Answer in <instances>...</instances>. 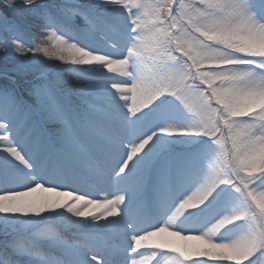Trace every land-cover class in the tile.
Listing matches in <instances>:
<instances>
[{"label": "snow or ice", "instance_id": "obj_1", "mask_svg": "<svg viewBox=\"0 0 264 264\" xmlns=\"http://www.w3.org/2000/svg\"><path fill=\"white\" fill-rule=\"evenodd\" d=\"M163 256L264 264V0H0V264Z\"/></svg>", "mask_w": 264, "mask_h": 264}, {"label": "bare ground", "instance_id": "obj_2", "mask_svg": "<svg viewBox=\"0 0 264 264\" xmlns=\"http://www.w3.org/2000/svg\"><path fill=\"white\" fill-rule=\"evenodd\" d=\"M109 75H113V74L110 73ZM18 190H21V189H18ZM63 190L64 189H61V191H63ZM68 190H70V189H68ZM78 194H83V193H78ZM40 195H48V194L47 193H39V192L33 194V196H40ZM105 196H108V193L107 192L99 191L95 195L91 196L90 198H104ZM108 198H110V196H108ZM172 239H174L177 242H179V238H172ZM165 257L166 256L159 257V264H163Z\"/></svg>", "mask_w": 264, "mask_h": 264}, {"label": "rangeland", "instance_id": "obj_3", "mask_svg": "<svg viewBox=\"0 0 264 264\" xmlns=\"http://www.w3.org/2000/svg\"><path fill=\"white\" fill-rule=\"evenodd\" d=\"M17 4H18V7H19V0H17ZM9 15H12V13L10 12ZM110 198H111V197H110ZM169 259H170V257H167V256H166V257L164 258V262H163V264H168Z\"/></svg>", "mask_w": 264, "mask_h": 264}]
</instances>
